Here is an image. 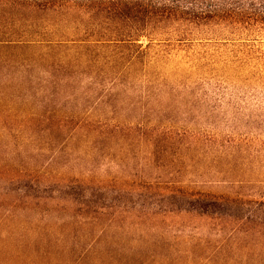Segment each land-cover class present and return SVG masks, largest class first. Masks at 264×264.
<instances>
[{"label":"rangeland","instance_id":"1","mask_svg":"<svg viewBox=\"0 0 264 264\" xmlns=\"http://www.w3.org/2000/svg\"><path fill=\"white\" fill-rule=\"evenodd\" d=\"M24 29L0 21V40ZM142 50L0 42V264H264V204L236 238L226 215L188 211L190 181L234 189L171 155L198 145L156 140L170 126L203 133L185 108L204 86L189 85L185 49ZM161 82L179 86L159 99L166 112ZM241 193L264 203L263 183Z\"/></svg>","mask_w":264,"mask_h":264},{"label":"trees","instance_id":"2","mask_svg":"<svg viewBox=\"0 0 264 264\" xmlns=\"http://www.w3.org/2000/svg\"><path fill=\"white\" fill-rule=\"evenodd\" d=\"M7 19L25 29L0 42L122 46L135 54L145 52L143 47L185 49L195 74L189 85L204 86L200 94L186 95L185 109L203 118L197 125L203 133L170 126L156 140L198 145L193 157L190 148L171 155L188 158L196 173L204 169L220 178L205 186L214 181L234 189L232 196L214 194L203 188L206 182L190 181L184 190L188 211L225 220L226 238L249 235L246 228L255 224L251 208L264 204L241 193L264 184V0H0V21ZM167 86L179 88L166 82L156 87V112H166L159 99Z\"/></svg>","mask_w":264,"mask_h":264}]
</instances>
